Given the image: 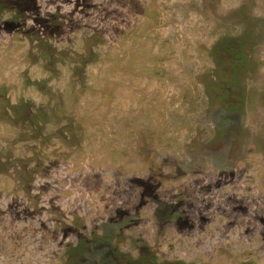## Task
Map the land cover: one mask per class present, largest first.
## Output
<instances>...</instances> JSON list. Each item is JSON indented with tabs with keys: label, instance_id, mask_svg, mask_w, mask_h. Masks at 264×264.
Listing matches in <instances>:
<instances>
[{
	"label": "rangeland",
	"instance_id": "obj_1",
	"mask_svg": "<svg viewBox=\"0 0 264 264\" xmlns=\"http://www.w3.org/2000/svg\"><path fill=\"white\" fill-rule=\"evenodd\" d=\"M0 264H264V0H0Z\"/></svg>",
	"mask_w": 264,
	"mask_h": 264
}]
</instances>
